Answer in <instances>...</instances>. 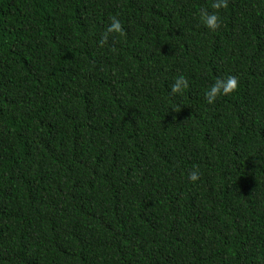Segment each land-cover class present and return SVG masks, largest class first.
I'll return each instance as SVG.
<instances>
[{
    "label": "trees",
    "instance_id": "16d2710c",
    "mask_svg": "<svg viewBox=\"0 0 264 264\" xmlns=\"http://www.w3.org/2000/svg\"><path fill=\"white\" fill-rule=\"evenodd\" d=\"M212 4L0 0V264H264V0Z\"/></svg>",
    "mask_w": 264,
    "mask_h": 264
},
{
    "label": "clouds",
    "instance_id": "9594fccd",
    "mask_svg": "<svg viewBox=\"0 0 264 264\" xmlns=\"http://www.w3.org/2000/svg\"><path fill=\"white\" fill-rule=\"evenodd\" d=\"M226 0H213V8L224 7ZM201 20L204 25L210 29L215 30L218 27V16L215 13L201 12ZM122 26L119 20L115 17L111 18V23L108 25L106 32H121ZM188 81L184 76L176 78L175 82L171 85V92L178 93L187 87ZM237 87V78L235 76L226 77L224 80H217L211 84L204 92L205 100L208 104H212L218 96L227 95L234 91ZM199 177V171L193 170L188 174L190 181H196Z\"/></svg>",
    "mask_w": 264,
    "mask_h": 264
}]
</instances>
